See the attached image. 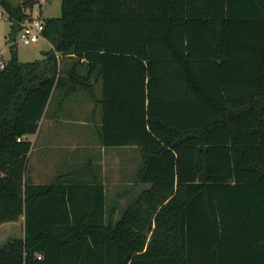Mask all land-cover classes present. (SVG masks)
Returning a JSON list of instances; mask_svg holds the SVG:
<instances>
[{"label": "trees", "instance_id": "trees-1", "mask_svg": "<svg viewBox=\"0 0 264 264\" xmlns=\"http://www.w3.org/2000/svg\"><path fill=\"white\" fill-rule=\"evenodd\" d=\"M1 1L0 225L25 221L0 264H264V0H61L26 62L14 35L36 2ZM78 92L102 146L141 154L118 211L97 178L27 175L28 136Z\"/></svg>", "mask_w": 264, "mask_h": 264}, {"label": "rangeland", "instance_id": "rangeland-1", "mask_svg": "<svg viewBox=\"0 0 264 264\" xmlns=\"http://www.w3.org/2000/svg\"><path fill=\"white\" fill-rule=\"evenodd\" d=\"M14 2L17 0H13ZM35 9L42 7V15L45 17H57L61 15V0H35ZM12 32V21L8 19H0V46H4L6 49L5 58L10 59V37ZM15 45L18 50V57L21 61H34L44 57L42 51H48L50 44L45 39H40L37 42L25 44L18 39V34L14 35ZM97 93H100V86L97 88ZM57 103V99L54 98L48 108V111L43 115L42 120L44 123L39 122V125L43 126L42 132L46 128V124H50L53 121L51 116L54 111L60 118L62 125L54 128L57 132L64 131L68 128L63 125L66 123L70 126V130L73 132L74 138L70 139V149L82 150L85 143L84 137L89 133V137L92 141L97 140V124L99 123V110L95 109L94 102L84 92H78L74 94L70 99L64 102V106L60 109ZM47 114V115H46ZM86 132L84 131L85 129ZM87 131H89L87 133ZM51 133V132H50ZM42 135V134H41ZM30 140L32 148L29 153L27 162V175L33 177L34 181L42 180L44 176L50 171L51 166L54 167L61 159L60 152L65 148L61 147H43L41 139H34L35 136L31 134ZM80 139L78 140L77 139ZM81 140H84L82 143ZM35 143V144H34ZM51 143V142H50ZM34 144V145H33ZM62 151V152H64ZM101 168L106 170L109 177V185L111 187L117 186L119 188V209L124 207L126 203L133 198L136 193L142 187L141 185L134 187V174L142 161L141 154L136 147H110L106 148L102 153ZM46 162V168H43L41 163ZM81 163V162H79ZM38 169V170H37ZM119 176V177H118ZM29 177V176H28ZM118 177V178H117ZM110 190L111 197H114L112 189ZM129 192L125 194V192ZM24 226L22 221L19 222H7L0 227V246H2L10 237H23Z\"/></svg>", "mask_w": 264, "mask_h": 264}, {"label": "crops", "instance_id": "crops-1", "mask_svg": "<svg viewBox=\"0 0 264 264\" xmlns=\"http://www.w3.org/2000/svg\"><path fill=\"white\" fill-rule=\"evenodd\" d=\"M41 11H42V7H41ZM50 48H51V45H50ZM55 112L56 111H54L51 115L53 117L52 123L46 124L47 126L44 129V132H42L43 126L39 125L37 132L33 134L35 136L34 139L37 140L40 138L43 147H49V146L50 147L56 146L59 148L63 147L65 148V151L63 149L62 151L64 152L62 151L60 152L61 159L58 160V163L56 166L55 165L54 167L51 166V168L49 169L50 171L47 173L46 176H44L42 180L34 181L33 177L30 176V174H28L29 178L35 183L52 182V181H55L57 177H59L58 179H80V180L89 181V182H91L93 178H97V180H100L101 182H103L105 186V194L107 197L108 207L111 208L113 204L118 205L119 204V188L117 186L112 188L111 185H109L108 173L106 170H103L101 168V164H100L101 163L100 158H101L102 153H104L106 148H110V147H104L100 144L98 133H97V140L95 142L92 141V138L89 137L90 136L88 133L89 131H87L88 133L87 136H83L85 143H84V140H81L82 143H84L83 145H85L83 146V149L82 150H78L77 148L74 150L70 149V147H72L71 146L72 140L70 139L74 138L73 132L70 130V126L66 123L63 126L68 129L61 131L60 133L54 129L62 125L60 123L61 121H60V118L58 117V114H55ZM44 118H42V120H44ZM42 120L41 122L44 123ZM98 124H97V127H98ZM84 129H85L84 130L85 132L86 130H88L86 128ZM41 164L43 165V168L44 167L46 168L47 166L46 162L41 163ZM80 167L82 168L84 167V169L83 171L79 172L77 171V169ZM109 189H112L114 193V197H111ZM116 208L118 211L119 205ZM19 221H22V224L24 226V221H25L24 216H21L19 220H17V222ZM3 224L0 225V227H2Z\"/></svg>", "mask_w": 264, "mask_h": 264}, {"label": "built area", "instance_id": "built-area-1", "mask_svg": "<svg viewBox=\"0 0 264 264\" xmlns=\"http://www.w3.org/2000/svg\"><path fill=\"white\" fill-rule=\"evenodd\" d=\"M35 6L36 4L26 9L28 17L21 23V29L18 32V39L25 44L37 42L44 38L43 31L45 28V17L42 15L41 8L35 9ZM0 19H11L9 12L5 9L1 0ZM5 52V47L0 46V68H4L9 61V59H6L4 56ZM40 257L41 256L39 255V258Z\"/></svg>", "mask_w": 264, "mask_h": 264}, {"label": "water", "instance_id": "water-1", "mask_svg": "<svg viewBox=\"0 0 264 264\" xmlns=\"http://www.w3.org/2000/svg\"><path fill=\"white\" fill-rule=\"evenodd\" d=\"M42 53H43V54H46V52H45V51H42Z\"/></svg>", "mask_w": 264, "mask_h": 264}]
</instances>
